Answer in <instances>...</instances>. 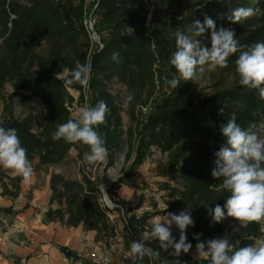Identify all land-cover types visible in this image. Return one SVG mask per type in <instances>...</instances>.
Returning a JSON list of instances; mask_svg holds the SVG:
<instances>
[{
  "label": "trees",
  "instance_id": "16d2710c",
  "mask_svg": "<svg viewBox=\"0 0 264 264\" xmlns=\"http://www.w3.org/2000/svg\"><path fill=\"white\" fill-rule=\"evenodd\" d=\"M237 7L252 8L254 15L231 23L227 17ZM206 16L215 21L217 30L234 29L241 46L264 41V0H0V126L17 130L34 172L65 161L71 152L77 164L76 178L49 174L45 223L81 226L95 233L94 242L103 250L113 247L122 255L131 256V243L145 239L146 246L160 255L152 260L145 257L144 264H170L176 259L181 264H210V259L183 252L173 257L172 249H159L158 241L150 237L154 215L135 214L136 207L114 194L155 149L166 157L160 175L169 178L160 185L167 205L163 214L188 210L195 221L186 230V242L193 247L206 243L229 225L231 218L214 223L206 208L223 206L230 195L218 190L222 180L211 174L214 153L226 144L220 127L232 113L246 130L263 127L264 100L256 90L239 84L235 71L239 53L221 68L232 79L229 87L214 85L209 94L199 95L191 82L181 80L176 89L165 83L176 71L170 64L176 50L174 33L191 35V25L197 20L203 23ZM89 17L98 42L84 24ZM210 37L208 30L199 39L210 48ZM114 52L119 53L118 63L112 60ZM77 61L91 65L88 89L80 84L65 87ZM110 84L123 88V99L110 93ZM100 100L110 109L106 123L97 128L109 155L105 162L87 167L82 163L86 145L54 141L52 135L59 124L77 119L70 111L73 106H95ZM119 157L120 178L106 185L100 168H112ZM21 181L0 167V197L15 200ZM103 189L114 206L111 209L102 202ZM27 208L28 204L23 209ZM0 212L11 217L19 213L11 207ZM171 230L178 241L179 230L175 226ZM262 236L260 223L252 222L237 228L229 240L242 247ZM57 249L72 262L86 264L67 249Z\"/></svg>",
  "mask_w": 264,
  "mask_h": 264
},
{
  "label": "clouds",
  "instance_id": "9594fccd",
  "mask_svg": "<svg viewBox=\"0 0 264 264\" xmlns=\"http://www.w3.org/2000/svg\"><path fill=\"white\" fill-rule=\"evenodd\" d=\"M254 15V9L237 7L231 10L228 20L231 23L241 21ZM129 32L133 29L127 28ZM211 30V47H207L199 39ZM191 35L177 30L174 33L176 50L170 58V64L176 69L173 78L165 83L176 89L181 80L195 81L206 71L226 68L229 58L239 53L235 60V71L239 76V84L249 90H256L259 98L264 100V41L251 45L239 44L234 29L221 27L216 29L212 18L205 17L191 25ZM112 60L119 62V53L112 54ZM91 65L76 62L70 71L69 78L64 81L65 87L80 84L89 88ZM131 99V96L129 97ZM110 112L105 101H98L95 106L85 104L78 114V119H69L59 124L52 135L54 141L61 139L69 144L82 143L88 147L83 154L82 163L87 167H94L105 162L108 149L104 137L97 128L106 123V116ZM221 114L224 109H220ZM226 144L214 153L215 167L212 176L222 180L220 189L230 195L223 206L216 204L214 208L206 207L214 223L226 218H233L240 223H261L264 231V138L255 132L242 128L232 113L226 124L220 127ZM0 167L11 170L21 177L25 184L31 182L34 169L28 158L27 149L22 146L15 128L0 126ZM57 174L60 170L57 169ZM105 204L111 205L109 195L104 190ZM167 205H165V209ZM166 219L152 222L150 237L159 243V249L170 255L179 257L187 254L193 247L186 242V230L195 226V221L188 210H181L178 214L168 212ZM179 230L178 241L173 237L172 228ZM235 230V229H234ZM199 240V236L195 237ZM199 257L210 259V264H264V240L242 247L231 243L228 234L221 238H214L196 244ZM131 264H144V258L149 260L159 257L160 251L146 246L145 239L133 241L130 245ZM170 264H181L179 259Z\"/></svg>",
  "mask_w": 264,
  "mask_h": 264
},
{
  "label": "crops",
  "instance_id": "0c3cea01",
  "mask_svg": "<svg viewBox=\"0 0 264 264\" xmlns=\"http://www.w3.org/2000/svg\"><path fill=\"white\" fill-rule=\"evenodd\" d=\"M71 155L74 156V153ZM61 163L41 167L33 173L28 184L22 180L19 196L15 200L0 197V209L11 207L12 211L19 212L14 217L5 216L0 212V218L11 223L8 229L4 228L5 231L0 229V264H76L65 258L57 247L67 249L83 261L89 252L102 253L103 249L94 242V232L84 231L81 226L66 228L56 222H44L50 196L49 174L52 171L57 172L56 167ZM39 174L44 177L43 185L46 190L32 188L38 184ZM26 204L28 208L23 209ZM124 255L129 260L130 255ZM112 264H121V254H113Z\"/></svg>",
  "mask_w": 264,
  "mask_h": 264
},
{
  "label": "rangeland",
  "instance_id": "374dc122",
  "mask_svg": "<svg viewBox=\"0 0 264 264\" xmlns=\"http://www.w3.org/2000/svg\"><path fill=\"white\" fill-rule=\"evenodd\" d=\"M40 46L39 48L42 49V46ZM187 82H191L196 85V93H198L199 95H206L212 91L214 85H218L219 88L231 86L232 79L231 77L227 76L226 73L222 72L221 68H217L215 71H206L198 80ZM108 88L111 94L118 95L121 99H123V88L121 86L117 84H110ZM6 92H11L9 86H6ZM70 94L75 97V99L77 98L76 93L70 91ZM81 108L82 107L73 106L70 109L72 116L78 119L79 110ZM122 119L123 125L126 126L128 123V119L124 114L122 115ZM253 132H255L261 138H264V126L261 128L254 129ZM71 154H73V152H71ZM121 162L122 159L121 157H119L112 168L106 170L103 165L101 166L100 172H104L106 175V185L111 184L117 178H120ZM165 162V155H161L157 150L152 149L151 155L135 171L134 176L129 179L124 185H122L119 189L114 191V194L118 198L125 201L129 206L137 208L135 209V214L140 215L142 212H148L150 214H153L154 217L152 218L151 222L155 219L163 221L167 218V214H163L162 212V210L165 208V199L163 198L164 193L160 191V185L163 182H168L169 179L165 176L160 175V172H162L164 165L166 164ZM56 169H59L62 176L66 178H76L77 164L74 161V156L71 155L68 159L58 165ZM44 172L46 173L47 170L45 169ZM43 180L44 177L42 176V174H39L37 176L38 184H35L32 188L34 190H46L44 189ZM102 202L106 206L103 199V195ZM243 224L244 223L237 222L233 218H231L229 225L217 238H221L225 234H228L229 238L231 233H233L237 228H239ZM261 240H264V235L258 241ZM188 253L193 258H201L198 256L196 247H192ZM84 262H86V264H89L90 261L88 259H85Z\"/></svg>",
  "mask_w": 264,
  "mask_h": 264
},
{
  "label": "built area",
  "instance_id": "2783aa9c",
  "mask_svg": "<svg viewBox=\"0 0 264 264\" xmlns=\"http://www.w3.org/2000/svg\"><path fill=\"white\" fill-rule=\"evenodd\" d=\"M92 19L90 17L87 19V21L84 23L87 30L91 34V39L94 41L93 36L94 33L92 32ZM0 224L3 228H9L8 221L5 220L4 218H0ZM262 224L260 223V232L262 235H264V231L261 230ZM113 254H121L118 250L115 248H111L110 250H103L101 254H95L94 252L92 253H87L86 259H88L90 262L89 264H112V256ZM129 260L126 258L125 255L121 254V264H128ZM77 264H84V263H77Z\"/></svg>",
  "mask_w": 264,
  "mask_h": 264
},
{
  "label": "water",
  "instance_id": "95a60500",
  "mask_svg": "<svg viewBox=\"0 0 264 264\" xmlns=\"http://www.w3.org/2000/svg\"><path fill=\"white\" fill-rule=\"evenodd\" d=\"M93 39H94L95 42H98V41H99V39H98V37L96 36V34L93 36ZM104 190H105V189H103L102 192H104ZM102 195H103V193H102ZM106 206L108 207V209H111V208L114 207L112 204H111L110 206H109L108 204H106Z\"/></svg>",
  "mask_w": 264,
  "mask_h": 264
}]
</instances>
